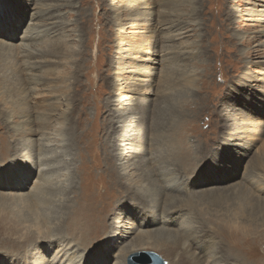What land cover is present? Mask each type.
<instances>
[{
    "label": "rangeland",
    "instance_id": "374dc122",
    "mask_svg": "<svg viewBox=\"0 0 264 264\" xmlns=\"http://www.w3.org/2000/svg\"><path fill=\"white\" fill-rule=\"evenodd\" d=\"M0 6L3 7V10L0 8V179L14 174L16 166L31 167L29 152H25L21 137L22 116L18 114L21 104L34 107L39 101L53 99L51 88L60 86L65 77L68 95L64 97L66 94L60 93L57 97H64V101L70 98V106H60L50 118V121L54 119L50 126L30 135L35 146L33 154L36 148L42 149L40 159L43 158L45 165L39 167L37 158L33 157L34 166L27 184L22 182L27 185L22 194L32 195L35 184L42 182L39 174L43 173L49 181L46 188L55 193L48 196L54 203L47 213L52 220L60 215L63 217L60 221L66 220L67 210L62 208L81 209L82 201L90 195L91 200L109 198L116 215L123 213L129 222L169 217L163 211L164 206L181 203L180 212L197 230L196 239L186 246L178 244L180 255H174L173 260L203 264L205 258L201 261L192 258L201 248L214 250L211 251L213 264H264V0H0ZM11 30L27 41L6 40L2 34ZM40 35L44 39L35 42ZM242 38L251 40L248 46L241 42ZM22 42L27 52L20 55H24L23 65L35 67L31 73L35 77L30 74L25 80L19 76L17 67L13 68L17 55L9 47ZM40 75H44L43 80ZM39 91L47 95L39 96ZM79 101L85 109L83 119H78L74 111ZM46 104L41 103L38 108L42 111ZM10 107L16 110L17 116L12 117ZM65 110L69 113L73 110L72 117L76 119H61L60 114ZM45 112L48 117L50 112ZM170 112L177 115L175 121L181 117L177 152L185 163L176 161L177 164L171 159V164L166 160L158 169L174 172L180 190L158 197V207L152 198L138 200L127 193L122 197L116 190H106L103 183L106 185L108 181L105 172L111 165L108 162L120 171L121 162L117 163L116 155L123 140L120 126L125 124L122 121L129 116L128 125L139 129V139H143L151 133L152 124L159 123L158 116ZM31 115L27 121L36 130L38 125L33 120L37 115ZM112 121L115 123L111 132L107 126ZM73 128L77 133L76 145L69 140ZM153 130L150 143L154 145L155 157L165 158L164 152L173 151V147L162 145L164 140L156 135L161 130L159 133L154 127ZM156 136L159 144H154ZM94 138L96 143L90 144ZM210 155L214 163L205 167L204 162ZM130 158L129 164L133 166L126 174L128 178L121 177V182L131 190L149 188L156 194L155 177L151 183L146 176L141 182V176L147 173L146 164L136 155ZM115 173L119 175L116 170ZM216 178L222 180L219 182ZM16 192L0 189V195ZM22 207L5 209L0 205V226H17L20 234H26L29 224L19 223L28 218L29 209ZM108 221L104 231L103 225L98 228L102 236L95 242L97 246L85 249L73 243L79 246L72 250L81 256L77 261L96 264L104 259L112 264H130L138 261L139 253L152 252L170 264L168 250L162 243L166 239L174 243L176 240L159 232L160 226H150L148 230L154 236L152 241L159 243L158 247L147 246L127 255L126 249L135 243V234L123 244L114 243L107 248L110 250L107 255L103 254L108 251L102 249L103 243L117 240H112L115 229L111 230L117 219L112 217ZM223 222L235 230L240 224L245 227V240L241 241L243 247L246 241L244 248H240L235 235H225L234 232L223 229ZM170 229L177 230L173 225ZM0 235L1 240L8 239L7 234ZM9 245L0 243V260L27 256L22 249L13 250ZM35 245L30 250L36 253L44 246L40 239Z\"/></svg>",
    "mask_w": 264,
    "mask_h": 264
},
{
    "label": "bare ground",
    "instance_id": "6f19581e",
    "mask_svg": "<svg viewBox=\"0 0 264 264\" xmlns=\"http://www.w3.org/2000/svg\"><path fill=\"white\" fill-rule=\"evenodd\" d=\"M0 8H2V10H3L2 6H0ZM261 21H263V19ZM13 30H11L10 32L8 31V33H3L2 34L3 37L6 40L11 41V43L13 42V40H16V39H20V40L22 39L24 41H27V39H24L23 37L19 38L16 35V32L13 31ZM5 34H7V35H5ZM43 39H44V36L40 35L34 41L38 43V42L42 41ZM250 41H251L250 39H243L242 38L241 42L244 43V44L246 43V45L248 46ZM37 46H39V45H37ZM9 47H10L11 51H13L15 53V56L17 55L16 56L17 60H15V65L16 66H13V68L17 67L19 76L24 77L23 80H25L26 78L30 77L29 75L31 73H33L32 71H34L33 69L35 68V67L32 66L31 63H30V65L32 67H28L27 68V67H25L23 65L25 62H24V57H22V56H24V55H22V56H20V55L27 53L24 50L26 48V44L23 43V44H20L19 46H16V47H15L14 44H9ZM51 47H52V44H51ZM29 53L30 52H28V54ZM53 54H54V52H53ZM32 56H33V54H32ZM25 59H26V57H25ZM40 65L42 66V63H40ZM52 65H54L53 62H52ZM41 69H43V67H41ZM36 70H37V68H36ZM76 71H77V69H76ZM76 71H75V73H76ZM42 73H43V71H42ZM47 73H49V71ZM31 75L33 77V74H31ZM40 76H41L40 77L41 79H42V76L44 77V75H40ZM50 76L51 75H49V77ZM83 76H86V75H83ZM73 78H75V77L73 76ZM64 79H66V78L64 77V78L61 79L62 83L60 84V86H56L53 89L51 88V92L50 93L52 95H54L53 99L52 98H48V99H44L42 101H39L40 103L38 102L39 103L38 105H41V103L44 104V103L47 102V104L44 105L45 108H44V110H42L43 112L38 108V105L34 106V107L32 106L33 107L32 108L29 104L25 105L24 103L21 104L22 107L18 110V114L22 116L21 117V119H22V123H21V126H22L21 137L24 138L23 139L24 140L23 141V146L25 148V152H26V150H27V152H29V158L28 159L31 160V163H30L31 167H28L27 169H24V168H20V167L16 166V171H13L14 174H12L13 176L11 175V173H9L5 177V179H2V178L0 179V189H3V190L7 189V190H10V191L16 190L17 191L16 193L9 194L10 196H8L7 194L0 195V205H1L2 208H5V209H7V207H9V209H12V208L13 209L14 208L17 209V208H21L22 206L28 208L29 212H27L26 216L29 219L25 217L26 219L25 220L21 219L19 224L26 223V224H29V226L27 227L28 232H26V234H20L18 232V230H17V226L10 227V228L9 227L0 226V234L5 233V234L8 235V239H3V240L0 239V243L2 245H8L10 243L9 247H13V248H10V249L17 250V251L22 249L23 251H25V253H26L25 255H27V256L26 257L17 256L15 258V260L13 259L11 261L0 260V264H29V263H31V264H83V262L81 263L80 261H77L78 258H81V256H79L76 253H72V250L75 248V246L77 244L80 245L81 247H84L85 249H89V248L97 246L95 244V242L97 243L99 241V239H100V236H102V232H101V234H99L100 231L98 232V228L102 227V225H103V229L102 230L104 231L105 228L108 225V223H107V222H109L108 220H111L112 217H115V219H117V222H114V224H112V228H111V230L115 229V232H113L115 237L112 240H115V238H117V240L114 241V242L112 241V243H107L106 242V243H103V245L101 244L102 245V249L108 250L107 248H109L110 246H112L116 242L117 243L121 242L120 244H123L122 242L124 240L125 241L128 240L129 238H131V236H133L135 234H137L136 240L134 241L135 243L134 244L132 243L133 245L129 246V248L126 249L127 255L129 253L141 251V250L145 249V247H147V246L158 247L159 243L155 244L154 241H152L154 239V236H152V232H149L148 230H149L150 226H160L161 227L160 229H162V230H160L159 232H161L162 234L164 233V235L169 236L168 238H170V239L172 238V239L176 240V242L174 243V241L169 242V241H167L168 239H166V243H164V242L162 243L163 245L165 244L164 246H165L166 250H168V251H166V255H167V257L170 258L169 259L170 264H184L181 260H173V257H174V255H176V256L180 255V254H177V251L179 250L178 244H182L183 243L184 246H186V244H188L189 242H193L196 239L195 234H196L197 230L190 226L191 224H189L190 222H188V219H185L184 218L185 215L183 216L182 212H180L181 211V203H175V204L170 203V204H166L164 206L166 208H164L163 211L166 214H168L169 217L165 215V217H159L157 219V221L152 220L151 222L144 221L146 219H144V220H140L139 219L138 222H129L128 219L123 217L124 214L122 213V211H121V213H122L121 215L118 213L120 216L117 214L119 216V218H117L116 212H114V210L112 208L113 205L109 204V202H110V200H108L109 198L108 199L105 198L104 201H103V199H101V200L100 199L99 200L92 199L91 200V198L89 199V197L91 196L90 195L88 198H86L84 201H82L83 204H82V208L81 209L80 208L79 209H75V208L70 207V206H68L66 208H62V210L63 209L67 210V213L65 214V217H64L66 220L65 221H60V218H63L60 215H58V217L55 216L54 220H52V219L49 218L51 215L49 216V214L47 213V211L50 210L49 207H51L53 205V203H54V200H52V198H48V196H53L55 193H54L53 189H51L49 187L46 188L45 184H47L49 181L44 176L43 173L39 174L40 175L39 179L40 180L42 179L41 181L44 182V183L41 184L42 182H40V183L35 184L34 190L31 192L32 195H29V196L26 195L25 196L24 194H22L24 188H26V186H27V185L26 186L23 185L22 182L24 180L25 184H27V181H29L30 174H31L30 171H31L32 167L34 166L33 165L34 164L33 163V159H35V158H33V157L35 156L37 158L35 160H36L37 165L39 167L45 165V163H44L45 161L42 160L43 158L40 159L41 155L43 154L41 152L42 149L36 148V153L33 154L35 146L31 142L30 135L32 133L35 134L36 131L38 132V130H40L42 132V131H44V129H46V127L50 126V123L54 120L52 118L53 120L50 121V118L52 116H55V114L58 111V108L60 106L61 107H62V105H65L66 107L70 106V103H69V101H70L69 99L70 98L69 99L66 98L67 99V100L65 99L66 101H64V99H63L65 96L68 95L67 91H66L67 88H68L67 83H66L67 81H64ZM75 79H77V78H75ZM87 79H88V77H87ZM35 80H37V79H35ZM31 83H32V81H31ZM26 84H28V83H26ZM39 84H41V83H39ZM80 84H82V83H80ZM73 88H72V90H73ZM69 90H70V88H69ZM81 90H84V89H81ZM29 91H30V89H29ZM44 92H40L38 95L39 96L47 95ZM60 93L63 94V95L66 94L62 98L64 102H61L62 99L58 98L60 96L59 95ZM21 96H25V95L21 94ZM25 97H24V99H25ZM77 97H79V96H77ZM27 98H29V95H28ZM35 98H36V96H35ZM40 99H42V98H40ZM76 99H79V98H76ZM84 100H85V103H88V101L86 99H84ZM79 102H78L79 106H76L74 111H75V115L78 117V119H83L84 115H85V113H84L85 109L82 108V106L84 107L83 103L82 102L79 103ZM64 103H66V104H64ZM158 107H160V104H159ZM36 108H38V109H36ZM31 109H32V112H31ZM67 110H65L62 114H60L61 115L60 118L61 119H66L67 118L68 120H75L76 118L72 117L74 115L73 110H71L70 113ZM11 111H12V117L13 116H17V112H16L15 109L11 108ZM45 111L50 112V113H48V117L46 116V112ZM31 114L37 115L36 118L33 120V122H35V124L38 125L36 130H33V128L30 126V122L27 121V120H30V118H32V117H30ZM162 115L158 116V119H157L160 124L159 123H157L156 125L152 124V131H151V133H149L150 137H149V134H148V137L146 136V138H143V139L142 138L139 139V137L141 136L139 134L140 133L139 129H135L134 130L133 128H131L128 125V122H130V121H128L129 116H128V118H126V121H122L125 124L123 126H120L123 129V133L121 135L123 140H121V142H120L121 143L120 149H119V152L117 151L118 154L116 155L117 163L121 162L119 164L120 165V171L118 172V170H119L118 166H115L114 163H113L114 166L112 165V163H109V162H108V164L109 165L111 164L110 166H108V164H106L108 167L106 168L105 172H107L106 174L108 175V181H107L106 185H105V183H103V186L105 187L106 190H109V191H112V192L116 190L117 193L120 194L121 196L123 194L127 193L129 195H132L133 197H135L138 200H142V199H145V198L151 200V198H152V199L155 200L154 206H156V207H158V204H159V202L157 200L158 197H161L164 193H170V192H173V191H179L180 190V186L178 185V183L175 180L176 177L174 175V172L167 171V170H170V169H166L167 172L166 171L162 172L158 168L160 167V164L161 163H165L166 160H170L169 161L170 163L172 162V160L175 163H177L176 161H179L180 164H182L183 158L178 156V152H177L178 143H179V138H178L179 135L177 133V131H179V130L177 128H178L179 122L181 121V117L180 116L176 117V118H179V121H175L174 117L177 116V115H175V112H170V114H168V115L165 114V113L164 114L162 113ZM56 117H57V115H56ZM141 121H142V118H141ZM169 122H171V123H169ZM114 123L115 122L112 121L110 123V126H109V124L107 126V128H109V130H111V132L114 130V126H113ZM153 127H154V129H157L156 131L158 133H159L158 130H161L160 134L156 133V135H158L159 138L164 140V142H162V143L160 142V143L162 145H164V146L166 144H168V146L171 145L173 147V151L164 152V154L165 153L167 154L165 158L161 159V158H159V156L155 157V153L153 152V150L155 151V149L152 148L154 145H152L150 143V142H153L152 141V137H151L153 135V132H154ZM99 129H100V127H99ZM144 129H147V128H144ZM58 132H60V131H58ZM76 134L77 133H76L74 128H73V130H71V133L69 134L70 143L73 141L75 143V145L77 144V142L75 141ZM158 137L156 136V139L154 140V144L156 142H157L156 144H159V142L157 141ZM96 141H97V138H94L89 143L93 144V143H96ZM125 143H127V144H125ZM126 146H128L129 148L126 149ZM24 148H22V149H24ZM30 148H32V149H30ZM156 151H158V149ZM107 152H108V150H107ZM229 152H230L229 150L226 151V153H229ZM159 153H160V151H159ZM161 153H163V152H161ZM18 155H19V153H18ZM135 155H136V157L137 156L140 157L139 159L142 160V163L146 164L145 166H146V169H147V173L144 172L145 173V174H143L144 176H141L142 180H143L141 182H144V180L147 179L151 183L152 182L151 178L155 177V182H154L153 186L155 187L156 194H154L155 192L153 193L152 192L153 190L149 189V188L139 189L138 190L139 193H138L137 190H131V188H127L126 185L121 182V177H124V178L127 177L128 178V176L126 174H127L128 171L131 170L130 168L133 166V165L129 164V162L131 161V160H129V158L133 157ZM22 158H23V156H22ZM183 162L185 163V160ZM103 167H105V166H103ZM89 168L90 167L87 168V174L89 173ZM114 168L117 171V173H119L118 176L116 175ZM211 172H212V169H211ZM122 173H124L125 175L122 174ZM145 176L148 177V178L143 179V177H145ZM101 177H102V175H101ZM216 179L219 182L222 180L221 178H216ZM99 181H100V179H99ZM109 184H111V185H109ZM146 185H148V184H146ZM262 185H263L262 187L264 188V184H262ZM48 189H50V190H48ZM64 191L65 190H62V192H64ZM108 197H109V195H108ZM80 199H81V197H80ZM10 202H12V204H10ZM21 209H24V208L22 207ZM18 212L21 214V211H18ZM22 216H24V215L22 214ZM51 220H52V222H51ZM56 221H58V222L56 223ZM66 223L68 224L67 225L68 227L65 226ZM145 224H146V226H145ZM171 225H173L174 228H177V230H175V229H174V231L171 230L170 229ZM244 225H246V223ZM222 228L227 230V231H233L234 233H229L228 232L225 235H230V234H231L230 236L235 235L236 238L239 241L238 243H239L240 248H244L245 247L246 241H245L244 247H243L244 243L243 242L241 243V241L245 240V236H244L245 235V227L243 228L241 226V224H240L238 229L235 230L233 227H231L227 223L223 222L222 223ZM239 228H240V230H239ZM109 231L110 230H109V227H108L107 228V233H109ZM144 235L145 236L148 235V236L145 237ZM0 236H2V235H0ZM15 236H18V237L15 238ZM68 237L73 238L74 241H70V239H68ZM38 239L41 240V245H44V246L40 247L41 251H42V252L40 251L41 254H40V252L39 253L33 252V251H35L34 249L32 251L30 250L32 248V246H34L35 244H36L35 246L37 247ZM100 241L103 242L102 240H100ZM110 241H111V239H110ZM73 243H77V244L74 245ZM49 244H52V245L51 246H47ZM234 245L235 244L233 243V246ZM229 246H232V245L229 244ZM207 248H209V247H207ZM118 249H119V247H118ZM198 250H199V252H197L195 256L190 254V255H192V258H195L198 261H201L202 258H205L203 264H213V261H215V260H213V254L214 253L213 254L211 253L212 250L211 251H209V249L208 250L207 249L203 250L201 248H198ZM109 251L110 250H108L107 252L104 251L102 253L107 255V253ZM236 251H237V255H239L238 246L236 248ZM17 253H19V252H17ZM126 253H125V255H126ZM186 253L188 254V252H186ZM19 254H21V253H19ZM45 255H47V256H45ZM105 255H103V256H105ZM13 261H15V262L17 261V263H14ZM96 264H112V262L107 263L106 260L101 259V261L96 263ZM194 264H198V262H195Z\"/></svg>",
    "mask_w": 264,
    "mask_h": 264
},
{
    "label": "water",
    "instance_id": "95a60500",
    "mask_svg": "<svg viewBox=\"0 0 264 264\" xmlns=\"http://www.w3.org/2000/svg\"><path fill=\"white\" fill-rule=\"evenodd\" d=\"M137 257L138 261H131L130 264H166L159 255L152 252H141Z\"/></svg>",
    "mask_w": 264,
    "mask_h": 264
},
{
    "label": "snow or ice",
    "instance_id": "6c2138e0",
    "mask_svg": "<svg viewBox=\"0 0 264 264\" xmlns=\"http://www.w3.org/2000/svg\"><path fill=\"white\" fill-rule=\"evenodd\" d=\"M213 163H214V158H213V156L210 155V156L207 158V160H205V162H204V166H205V167H210V166L213 165Z\"/></svg>",
    "mask_w": 264,
    "mask_h": 264
}]
</instances>
